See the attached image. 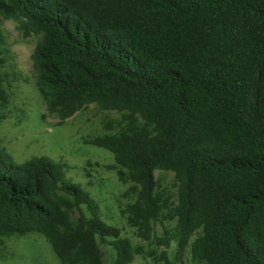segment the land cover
Wrapping results in <instances>:
<instances>
[{
	"label": "trees",
	"instance_id": "1",
	"mask_svg": "<svg viewBox=\"0 0 264 264\" xmlns=\"http://www.w3.org/2000/svg\"><path fill=\"white\" fill-rule=\"evenodd\" d=\"M0 15L38 36L47 113H121L91 144L132 184L127 221L140 237L160 211L154 170H170L179 251L200 229L199 264H264V0H0ZM66 170L0 148V243L36 232L60 264H130L136 249ZM97 238L111 239L112 262Z\"/></svg>",
	"mask_w": 264,
	"mask_h": 264
},
{
	"label": "rangeland",
	"instance_id": "2",
	"mask_svg": "<svg viewBox=\"0 0 264 264\" xmlns=\"http://www.w3.org/2000/svg\"><path fill=\"white\" fill-rule=\"evenodd\" d=\"M0 148L17 163L45 156L67 165L65 177L79 184L95 200L101 220L118 229L137 253L130 264H199L191 245L201 236L194 231L183 251L177 244L176 218L178 184L170 170H154L155 195L160 211L150 220L146 238L127 221L134 202L130 182H120L113 154L91 144L94 138L116 133L121 113L89 104L71 117L60 120L47 113L36 85L32 54L38 36L24 34L19 18L0 15ZM0 264H60L47 239L36 232L1 239ZM110 238L96 239L102 261L110 263L114 250Z\"/></svg>",
	"mask_w": 264,
	"mask_h": 264
}]
</instances>
